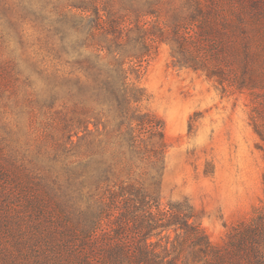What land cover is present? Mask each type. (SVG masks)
<instances>
[{
	"label": "trees",
	"instance_id": "16d2710c",
	"mask_svg": "<svg viewBox=\"0 0 264 264\" xmlns=\"http://www.w3.org/2000/svg\"><path fill=\"white\" fill-rule=\"evenodd\" d=\"M219 1L44 0L30 9L48 51L42 66L31 64L48 84L36 102L59 120L56 141L75 161L65 176L56 157L46 173L33 164L23 177L0 170V234L11 240L0 242V264H264V198L220 244L192 221L191 205L162 206L154 189L165 169V124L142 108L147 91L129 65L168 42L175 67L234 85L222 40L244 33L264 0H242L249 11H239L236 24ZM63 88L75 97L71 107H56Z\"/></svg>",
	"mask_w": 264,
	"mask_h": 264
},
{
	"label": "rangeland",
	"instance_id": "374dc122",
	"mask_svg": "<svg viewBox=\"0 0 264 264\" xmlns=\"http://www.w3.org/2000/svg\"><path fill=\"white\" fill-rule=\"evenodd\" d=\"M43 2L0 0V170L11 168L14 177L28 175L25 167L32 164L46 173L55 157L58 174L65 176L66 164L75 161L56 141L59 120L36 102L48 84L45 74L31 71V64L42 66L48 51L46 33L33 22L36 16L30 9H42ZM219 3L229 24L237 23L239 11H249L242 0ZM246 26L243 33L231 32L228 25L231 33L222 40L232 57L234 78L226 89L202 71L175 67L168 42H161L142 62L129 64L147 91L142 108L165 124V169L154 190L163 207L191 205L192 221L217 244L250 219L264 198V141L253 121L256 111L264 118V12L251 13ZM53 71L50 67L49 74ZM131 79L137 81L136 72ZM75 101L63 88L56 107H71ZM32 182L38 179L31 177ZM0 242L11 245L1 234Z\"/></svg>",
	"mask_w": 264,
	"mask_h": 264
}]
</instances>
